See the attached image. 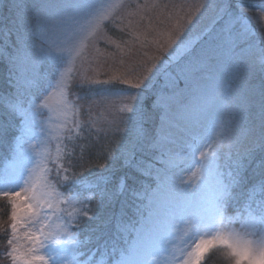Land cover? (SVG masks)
<instances>
[{"label": "snow or ice", "instance_id": "6c2138e0", "mask_svg": "<svg viewBox=\"0 0 264 264\" xmlns=\"http://www.w3.org/2000/svg\"><path fill=\"white\" fill-rule=\"evenodd\" d=\"M160 7L0 0L10 264H264V0H195L164 31ZM151 45L171 51L137 71Z\"/></svg>", "mask_w": 264, "mask_h": 264}, {"label": "trees", "instance_id": "16d2710c", "mask_svg": "<svg viewBox=\"0 0 264 264\" xmlns=\"http://www.w3.org/2000/svg\"><path fill=\"white\" fill-rule=\"evenodd\" d=\"M162 2L163 5H168L167 8L171 7V4L169 2H166L165 0H160ZM247 1V0H246ZM246 3V2H245ZM260 1H257L256 3H254L253 1H247L246 6L247 5H258L259 6ZM166 8V9H167ZM145 15L149 16L153 22V24H155L157 27L159 25H162L163 23L167 22L166 21V16L167 13H161L159 11V8L153 10L152 12H147ZM157 17H159V19H157ZM162 21V23H161ZM148 23V21H144L142 22L141 26H140V30H143L144 27L146 26V24ZM151 48H154V45L150 46ZM152 49H150L151 51ZM168 49L166 51H157L158 55H159V59L162 60V58L164 59V57L168 54ZM134 58H132L133 60ZM156 63L158 64L159 61H156ZM133 67H135L137 69V71H140L141 68L139 66H136V61L134 62V64H132ZM7 76V69L6 67H4L3 65H0V80L5 79ZM107 76L104 74H101L99 76V79H106ZM161 78H158L157 81H160ZM120 85V84H119ZM121 86V85H120ZM98 87H103V86H98ZM115 87L119 88L117 85H115ZM154 88V87H153ZM150 90L149 94L146 96V100H145V106L150 107L151 105V99H153L155 96L153 95L152 89ZM118 139V138H117ZM93 165V167L90 169L91 172L96 173V172H100L101 169H99L98 167H95V164L97 163H103V161H90ZM87 167V164L85 165ZM75 171H79V169H74ZM117 210H118V206H117ZM107 210H105L106 212ZM8 212H9V208L8 205L6 203V201L4 200H0V225H2L4 228H7L8 226ZM104 213L102 212V215ZM94 226V225H93ZM82 227H89L88 225H82ZM6 234L4 233H0V254L2 249L6 248ZM211 255H213V260H212V264H233V262L231 261L230 258H227L223 252H219L216 253L215 251H213L211 253Z\"/></svg>", "mask_w": 264, "mask_h": 264}, {"label": "rangeland", "instance_id": "374dc122", "mask_svg": "<svg viewBox=\"0 0 264 264\" xmlns=\"http://www.w3.org/2000/svg\"><path fill=\"white\" fill-rule=\"evenodd\" d=\"M165 1L166 2H169L171 4V7L170 8H167V9L166 8H163L162 2L160 0H157L158 4L161 6L159 8V11L161 13H167V16H166V21L167 22H165L162 25H159L158 26V28L160 30H162V31H164V30H170L171 27H172V25L175 23L176 19H178L180 16H183L187 12L186 5L195 3V0H165ZM247 1L245 0L246 3H247ZM249 1H253L254 3H256L257 1H260V0H249ZM136 2H138L140 4H143L145 2V0H136ZM152 2H153V0H148V3L149 4H151ZM181 5H185V7L184 8H181ZM256 6H258V5H256ZM169 13H171V15H172V19L171 20L168 19V14ZM261 26H264V21L261 22ZM257 31L258 32L260 31V26H257ZM101 46H103V45H101ZM150 49H152V50L150 51ZM142 51L147 52V56H142V55L134 56L133 57L134 59L132 60V64H134V62L136 61V66H139L141 63H144L147 66H151V63L153 61L150 58L155 57V56H158L159 57L155 45H154V48H151L149 46L148 48L143 49ZM168 51L170 52L171 49H168ZM167 56H168V54L164 57V59L162 58V60H165L167 58ZM142 71H143V69L141 68L140 72H142ZM158 78H161L160 81H157ZM157 79L154 81V86H153L154 88L152 87L153 88L152 89V92L153 93H155V92H157L159 90L165 89V87H166V85L168 83V80L163 75V73H161L157 77ZM117 86L119 88H126L127 87L126 85H121L120 86L119 84H117ZM180 87L181 88L183 87V84L182 83H181ZM150 90L147 91L146 93H144L145 97L149 94ZM154 99H155V97L153 99H151V102H153ZM54 147H55V144L53 143L52 144V148L54 149ZM236 227H239V225H236ZM5 251H6V248L2 249V251H1V254H0V264H10L9 259H7L4 256Z\"/></svg>", "mask_w": 264, "mask_h": 264}]
</instances>
